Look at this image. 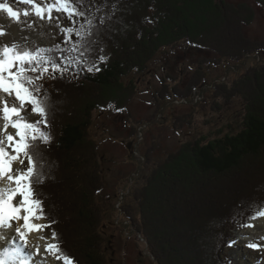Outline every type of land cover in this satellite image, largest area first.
Listing matches in <instances>:
<instances>
[{
  "label": "trees",
  "instance_id": "obj_1",
  "mask_svg": "<svg viewBox=\"0 0 264 264\" xmlns=\"http://www.w3.org/2000/svg\"><path fill=\"white\" fill-rule=\"evenodd\" d=\"M257 1L264 8V0ZM90 3L89 1L88 6ZM222 4L223 6L217 0H142V3H132L125 10L126 14H114V19L109 22L110 29L100 35L101 44L95 46V53L92 55L94 60H98L99 55L107 57V60L97 64L100 71L90 73L84 65L77 63L78 68L71 66V71L63 73L68 76L72 74L70 78L57 76V79H51L49 85L44 80L40 82L43 92L50 97V127L45 130L52 136V141L49 145H44L43 142L40 144L41 148L46 149V160L40 161L44 180L36 186V192L42 201L43 218L48 224L55 221L49 227L50 235L52 231L57 232L58 242L75 264L111 263L104 253L107 237L103 235L107 213L104 202L101 204L98 200L99 194L102 195L101 190L104 189L99 176L102 159L98 157V144L90 133L94 115L105 110L112 101H116V97L128 96V92L135 93L142 74L150 71L149 61L164 46L184 42L214 51L218 56L215 59L225 57L223 61L236 60L244 53L256 55L258 61L255 66L249 67V71L236 75L231 82L217 80L212 85L213 90L226 93L224 98L237 97L241 101L243 111L239 124H222L215 132H210L213 137L211 134L209 137L201 135L182 142L176 150L168 153L162 163L152 169L134 199L137 217L128 216L133 231L140 232L146 239L150 252L159 264H231L223 255L224 248L220 250L222 246L215 249L209 247L205 237L198 235V230L200 232L201 226L207 221H218L220 218L218 222L220 225L222 223L220 227L224 235L223 243L226 244L230 235L229 226H244L249 220L258 217L257 210L264 211V207L257 209V205H264V180H261L262 184L253 185L250 190L245 181H242L243 184L239 181L232 182L231 193L238 204L229 208L230 206L224 207L223 199L218 200L213 203L214 211L211 209L210 214L205 216H201L203 213L198 212L194 205V213L184 208L176 211L175 199L169 198L168 194L173 193L169 183L178 177L181 170H184L181 174H188L194 169V164L199 171L226 173L239 166L244 157L264 151V40L248 41L246 52L226 54L208 39L201 38L200 35L204 31L208 32L211 25L217 31L228 27L233 29L230 30L233 38L226 44L230 48L236 44V19L241 13L232 3ZM142 9L150 17H153V12L158 13L154 18L156 22L148 25L145 19L147 16L142 14ZM131 25L135 29L127 33ZM101 46L103 52L100 51ZM54 56L62 64L67 54L58 49L54 51ZM200 61L218 65V61L208 58H201ZM132 73H136L139 80L131 79ZM165 73L169 75L168 70ZM203 74L206 78L205 70ZM203 74L193 77L194 82L197 81L196 86H202L206 80L200 78ZM165 82L164 80L162 89L164 94H179L180 88L175 85L170 87ZM187 93L188 90L184 95L180 94L179 98ZM67 95L70 98L74 95V101L77 102L68 103V98L65 100ZM159 97L164 98V95L159 94ZM63 102H66L64 106ZM127 103L113 105L116 110H122ZM76 106L82 111H76ZM160 108L159 104L158 109ZM259 159L264 163V155ZM183 178L188 180L186 176ZM194 178L196 182L193 185L207 189L206 181ZM180 191L185 192L182 189ZM218 192L214 191V194ZM208 193L211 194V191ZM252 194L257 198L248 199ZM195 214H199V217ZM200 216L204 219L199 221V226H195ZM226 227L227 230L223 231ZM199 243L204 244L205 249L200 255L198 249L201 247L197 246Z\"/></svg>",
  "mask_w": 264,
  "mask_h": 264
},
{
  "label": "rangeland",
  "instance_id": "obj_2",
  "mask_svg": "<svg viewBox=\"0 0 264 264\" xmlns=\"http://www.w3.org/2000/svg\"><path fill=\"white\" fill-rule=\"evenodd\" d=\"M89 1L91 5L107 2L108 11H111L112 4H116L117 10L114 14L121 13V15L132 3H142V0H85V7L88 6ZM217 1L222 6V3H232V6L241 13L239 17L236 16V18L238 17L236 19L237 33L234 35L236 36V38L234 37L236 44L231 48L226 44L228 40L230 41L233 38L231 36L233 29L228 27L222 31H217L211 25L207 29L208 32L204 31L200 35L201 38L208 39L211 43H214L215 47L226 54L246 52L248 41L264 40V8L261 3L257 0ZM0 2H3V0H0ZM7 2L14 10H19L21 13L25 8L30 9V6L19 3L18 0H7ZM143 11L142 9V14L147 16L145 19L148 25L151 22H156L154 18L158 13L153 12V17H150ZM53 17V22L49 24L46 20H39L34 15L29 17H23L22 15L21 22L18 24L8 19L6 13L0 11V26H3L8 33L6 37L0 38V41L22 43L23 40H32L38 46L45 48H51L53 45L59 44L60 49L63 50L66 47L64 34L60 32L57 25L67 27L70 26V22L65 16L55 12ZM29 23L33 24V28H27ZM131 29H135L134 26L131 25L127 29V33L132 31ZM40 33H43V35H39ZM71 39L73 41L76 39L74 34L71 35ZM66 54L67 56L70 55L68 52ZM214 57H218L214 51L190 46L184 42L164 46L149 61L150 71L148 74H142L141 80H139L136 73L131 74V79L136 78L139 80L135 93L128 92V96L116 97V101L111 102L112 107L108 106L105 110L94 115L90 133L98 144V157L102 159L101 169L99 168L101 175L99 176L102 178L101 186L104 185V189L101 190L102 195L99 194L98 200L101 204L104 202V210L107 213L105 217L106 225L104 226L105 235L103 236L107 237L104 253L111 260L110 264H159L150 252L146 239L140 232L133 231V227L129 223L131 220L128 216L137 217L136 203L134 202L137 190L143 186L145 177L151 173L152 169L162 163L168 153L176 150L182 142L195 137L199 138L201 135L209 137L210 132H215L222 124H234L240 121L243 111L241 101L237 97L224 98L226 93L213 90L212 85L217 80L225 79L231 82L236 75L249 71V67L255 66L257 63V56L253 54L244 55L243 53L241 58L228 61H223L225 57L218 59ZM201 58L203 60L208 58L211 61H218V65L207 64L205 61L201 62ZM76 64L75 61L70 64L66 63L63 59L61 66L67 67V71H71V66L72 68L74 66L78 68ZM166 70L169 71V75H165ZM204 70L206 71V78L203 74ZM199 74H203L200 76L203 81L206 79L202 86H196L197 81L194 82L193 79L194 76ZM54 75L61 78L59 72L54 73ZM63 76L70 78L72 74ZM43 80L48 82V85L50 84L51 79L47 76ZM164 80L170 87L175 85V87L180 88L179 94H164L162 92ZM188 87L192 91H189ZM251 88L253 89V87ZM256 89H258V86ZM105 90L107 91V89ZM187 90V95H181L183 98H179L180 94L185 93ZM130 94L131 97L126 101ZM159 94H163L164 98L159 97ZM77 96L80 97V95ZM74 97L73 95L70 98L67 95L65 100L68 98V103H76ZM124 102H128L124 109L116 110L114 108L113 104ZM65 104L66 102H63L62 106ZM159 104L161 105L160 109H158ZM262 106L264 107V104ZM77 109L81 110L80 107L76 106V111ZM41 128L45 130L44 126H41ZM211 136L213 137L212 134ZM260 155H264V151L257 155L244 157L239 166L226 173L199 171L195 164L194 171L191 170L186 175L181 174L184 171L181 170V175L179 174L178 177L174 178V181L172 180L169 183L173 193L168 194L170 195L169 198L173 197L175 199L176 211L184 208L188 212L194 213L196 211L193 208L194 205L197 206L198 212L203 213L201 216H205V214H210L211 209L214 211L213 203L221 199L225 202L224 207H234L238 204V201L231 193L232 182L239 181V183H242V181H245V185H249V190L253 188V185L262 184L264 180V173H262L264 163L259 161ZM259 169L261 173H259ZM184 176L188 180L183 178ZM194 177L197 180H202V182L206 181L207 189L193 185V182H196ZM179 178H182L181 181H178ZM189 184L193 186L190 187ZM182 186L184 188H181ZM179 188L185 192L182 193ZM209 191H211V194L208 193ZM214 191L219 192L214 194ZM216 194L218 195L216 196ZM253 198L257 197L254 194L248 197L250 200H253ZM200 201L202 202L200 203ZM195 216L199 217V214H195ZM201 216L196 221L195 226H199V221H203L204 218H201ZM258 218L261 217L256 219ZM218 221L216 219L207 221L204 225H200L202 230L200 232L198 230V235L201 234V237H205L209 247L215 249L222 246L220 250L224 248L223 255L230 260L231 264H260V262H263L264 254L261 250H264V233H262L264 230L249 229V223L245 226H229L230 235H228L227 242L224 244V235L221 231L222 227H220L222 223L220 225ZM252 221L250 220V223ZM42 223L48 224L43 218ZM224 230H227V227ZM3 231L7 230L0 229V232ZM195 233L197 234V232ZM11 235H14V233L9 235L10 239ZM31 236L29 233V239H31ZM232 241H235V243H231ZM48 242L53 241H51L49 228H46L43 231L39 230L36 241L31 243L34 246L38 244L42 248ZM249 242L260 244L261 250L256 251L248 248L247 244ZM3 245H5V241L0 240V247H3ZM197 246L201 247L200 249L197 248L199 255L201 252H205L204 244L200 245L199 243ZM208 246L206 244V248ZM31 250H34V248ZM35 257H40L42 264H63L61 261L56 260L52 254L46 253Z\"/></svg>",
  "mask_w": 264,
  "mask_h": 264
},
{
  "label": "snow or ice",
  "instance_id": "obj_3",
  "mask_svg": "<svg viewBox=\"0 0 264 264\" xmlns=\"http://www.w3.org/2000/svg\"><path fill=\"white\" fill-rule=\"evenodd\" d=\"M18 2L30 6V9L25 8L21 13L3 0L0 11L18 24L22 15H34L49 24L54 20V12L65 16L70 26L57 25L64 34L66 47L62 51L70 53L64 57L65 62L82 64L90 73L100 71L97 64L107 57L99 55L98 60H94L92 55L95 46L101 44V33L111 27L109 22L114 19L116 4H112L111 11H108L107 2L87 7L84 6L85 0ZM27 28H33V24H27ZM72 34L76 37L74 41ZM7 35L0 26V38ZM60 47L59 44L51 48L40 47L32 40H23L22 43L0 41V229L7 230L0 232V240L5 241V246L0 247V264H36L33 257L46 253L54 255L63 264H75L58 242L56 231L51 232V241L57 242L45 243L42 248L32 245L29 239L30 232L43 231L55 224L54 220L50 224L42 223L44 211L36 186L43 183L40 161L46 160V149L40 144L49 145L52 141L50 133L41 128L50 127V97L43 92L40 82L46 76L55 80L54 73L59 72L62 77L68 70L54 56V51ZM103 50L101 46L100 51ZM261 207L264 205H257V209ZM256 216L264 217V211L257 210ZM12 233L14 235L9 239ZM247 247L261 250V245L255 242H249Z\"/></svg>",
  "mask_w": 264,
  "mask_h": 264
},
{
  "label": "bare ground",
  "instance_id": "obj_4",
  "mask_svg": "<svg viewBox=\"0 0 264 264\" xmlns=\"http://www.w3.org/2000/svg\"><path fill=\"white\" fill-rule=\"evenodd\" d=\"M250 225H251V226H250ZM263 226H264V217H261V218H259V219H255V220L252 221L251 223L249 222V229H254V230H256V229H262V230H264ZM38 231H39V230H35L34 232H30V234L32 235V236H31V239H30L31 242L36 241ZM262 233H264V232H262ZM8 238L10 239V236H9ZM40 242H42V241H40ZM40 242H39V243H40ZM33 245H34V244H33ZM37 245H38V244H37ZM3 246H5V245H3ZM261 252H262V254H264V250H261ZM39 258H40V257H39ZM39 258H37V257H33V259L36 261L37 264H38V263H39V264H42V261H41ZM262 261H263V262H260V264H264V257H263ZM50 263H51V262H50ZM43 264H44V263H43ZM51 264H52V263H51Z\"/></svg>",
  "mask_w": 264,
  "mask_h": 264
}]
</instances>
